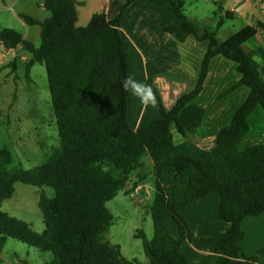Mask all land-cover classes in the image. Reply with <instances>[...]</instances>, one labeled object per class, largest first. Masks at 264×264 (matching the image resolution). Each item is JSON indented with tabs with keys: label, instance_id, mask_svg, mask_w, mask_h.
<instances>
[{
	"label": "trees",
	"instance_id": "trees-1",
	"mask_svg": "<svg viewBox=\"0 0 264 264\" xmlns=\"http://www.w3.org/2000/svg\"><path fill=\"white\" fill-rule=\"evenodd\" d=\"M135 1L112 0L106 11L94 13L86 27H79L81 3L40 0L49 18L39 21L19 15L27 26L39 27L38 47L13 29L0 31V47H20L29 55L28 81L34 64L44 67L59 143L44 163L31 170L11 167L12 154L6 147L0 149V206L12 197L16 183L53 192L52 197L41 194L38 199L41 234L0 211V245L10 238L49 252L51 264H142L125 259L119 246L107 241L113 216L105 205L132 176H137L132 191L146 180L143 158L147 157L154 176L149 208L153 234L150 241L142 232L135 235L142 239L147 264H189L181 247L192 236L182 212L211 194L219 196V205L206 220L229 224L225 233L202 239L218 255L214 264H257L264 249L247 257L240 243L243 219L264 213V79L255 52L245 53L242 46L258 29L264 30V24L244 27L218 43L217 32L232 19L229 12L216 14L210 31L186 16L184 0H146L174 18L164 33L179 44L191 37L205 44V51L195 86L180 94L169 109L147 80L159 116L132 129L127 120L130 64L120 28L125 10ZM218 57L232 63L234 76H227L224 86L208 100L204 86L211 62ZM10 65L15 69V61ZM243 89L246 94L231 103L224 124L209 131L213 110ZM174 131L184 138L213 135V145L195 155H174ZM166 176L184 179L186 185L166 186ZM168 221L175 224V235Z\"/></svg>",
	"mask_w": 264,
	"mask_h": 264
},
{
	"label": "rangeland",
	"instance_id": "rangeland-1",
	"mask_svg": "<svg viewBox=\"0 0 264 264\" xmlns=\"http://www.w3.org/2000/svg\"><path fill=\"white\" fill-rule=\"evenodd\" d=\"M184 2V10L188 18L195 20L199 28L204 27L210 31L214 30L215 18L212 12L216 9V6L213 4V0H184ZM39 4L40 0H0V31L13 29L38 47L40 43L39 27L27 26L19 18V15L25 14L39 21L49 18V12L42 10ZM77 11L79 13L78 26L86 27L88 24L86 16L88 17L89 13L93 11L97 13L99 10L97 3H95L93 6L88 4L87 7L79 5ZM223 28L224 31L222 32L224 33H220V40L226 37L224 35L226 32L234 33L238 29L229 22ZM128 44L126 59L130 64L128 77L131 88L128 96L127 120L129 123L136 121L138 115L145 108V124H142V126H145L152 121L153 110L159 111V108L152 95H147L141 99L140 94L133 91L135 84H142L146 89L148 88L143 73V62L138 57L134 46H131V41L128 40ZM181 48L183 49V60L189 67V72H192L195 65L198 68L199 60L205 51V44L197 43L190 37ZM246 48H249V46ZM29 58V55L20 47L14 50H6L0 47V149L6 147L12 154L13 162L11 167H19L23 170H31L40 166L59 146L45 69L40 64H34L29 70L30 81H28L25 76V63ZM217 59L222 58L213 59V64H215ZM13 61H15V69L10 65ZM226 62L231 72L228 77L234 76V71L231 68L232 63ZM151 67L148 65L147 69L150 70ZM220 70L221 67L216 64L210 71L216 78L218 74V76H221ZM243 90L247 92L246 89ZM156 91L160 98L164 97L165 99L162 102L164 108L169 109L171 106L168 103L172 101L174 95L162 96L158 88ZM239 98L241 99V95H238L236 102L240 101ZM231 103L233 104L235 101L232 100ZM232 104L230 105L232 106ZM231 106L229 108L222 107L226 110L224 116L230 115ZM150 118L152 119L150 120ZM224 122L221 121L220 125H223ZM173 135L174 155H192V151L197 147L194 140H198L200 137L192 135L184 138L175 131ZM202 145L210 147L209 142ZM143 162V172L147 174L146 180L141 183L143 188L135 192L132 191V186L129 189L131 191L126 188L120 190L105 205L113 216V222L108 229L106 239L110 243L119 246L121 255L125 259L129 261L137 260L142 264H147L148 260L142 250V239L135 237L137 233L142 232L145 239L150 241L153 234L149 208L154 196V176L149 159L144 157ZM134 178L136 180L137 176L134 175ZM185 183L184 179L179 178L176 185L180 186ZM41 194L52 197L53 192L48 188L16 183L14 185V194L10 199L1 203L0 211L24 221L29 230L41 234L44 230L41 213L38 208V199ZM213 197L216 198L217 195L212 194ZM209 205L210 203H207L206 209L210 207ZM195 210L187 208L182 212V216L188 226L190 225L189 216H196ZM205 221L202 222L210 223L206 219ZM174 225L171 221L167 223L172 235L176 233V226ZM192 227L195 228V225ZM189 229L190 232L192 231L191 236L193 234L197 235L196 229L191 227ZM182 252L189 262V242L186 241ZM199 257L198 255L197 258ZM204 259L203 264H210L207 257H204ZM51 262L52 255L49 252L40 251L14 239L7 238L5 243L0 245V264H51Z\"/></svg>",
	"mask_w": 264,
	"mask_h": 264
},
{
	"label": "crops",
	"instance_id": "crops-1",
	"mask_svg": "<svg viewBox=\"0 0 264 264\" xmlns=\"http://www.w3.org/2000/svg\"><path fill=\"white\" fill-rule=\"evenodd\" d=\"M76 1L81 3L82 7H87L88 4L93 6L95 3H97L99 10L97 13H99L106 11L112 0ZM213 4L216 6V9L212 12L213 17L215 18V23L217 21L216 14L218 16L219 14L220 16H223L224 12H229L232 16V19L226 21L224 25L226 26V23L229 22L231 25L238 28L234 33L226 32L224 34L226 37L220 40V33H224L222 32L224 31L223 25L216 35L218 43L225 42L244 27H256L259 22L264 24V13H261V10L264 7V0H213ZM41 9L44 10L42 7ZM94 13L95 12L93 11L89 13L88 17L86 16L87 22ZM173 21L174 18L162 8L153 5L146 0H137L125 10L120 28L121 34L126 42L127 51L129 48V40L131 41V46H134L138 57L143 62V73L144 78H146V86L147 80L151 79L152 85L155 89L158 88L160 90L162 96H169L170 94L174 95L172 101H169L168 103L169 106H172L180 94L191 90L195 86L198 75L197 66L195 65L193 71L189 72V67L183 60V49L181 47L187 43L188 39L179 45L170 35L163 32V28ZM247 46H249V48H246ZM242 47L245 53L255 52L256 55L254 59L259 64L260 74L264 79V30L258 29L256 35L249 39ZM216 64L221 67V76H218V74L215 78L214 75H212V71L210 70L212 67L216 66ZM148 65L152 66L150 70L147 69ZM210 70L208 79L204 86V91L206 93L205 97L208 100H210V97L213 98L214 95L224 86L225 78H227L230 73L228 64L223 59H217L215 64H213L212 61ZM245 94L246 92L241 90L228 98L225 101V104L223 101L213 110V115L211 116V120H209L208 123L209 131H212L213 127L215 125H219L223 120L224 112L226 110L222 107L229 108L231 106L230 104L232 100L236 101L238 95H241L242 98ZM208 95L209 98H207ZM161 99L162 102L165 100L164 97ZM145 113L146 110L144 108V110H142L138 115L136 121H133L132 123L128 122L132 129L142 126L144 123ZM158 116L159 111L153 110V119L150 118V120H154ZM213 138V135H211L208 137H200L198 140H194V143L197 144V147L192 151V155H195L199 148L209 149L212 147L211 143H213ZM206 142H209V148L202 145ZM173 154H175V148H173ZM178 179L179 178L173 176H166L165 185L179 186L176 185ZM169 180H171V182H169ZM135 181L136 180L134 176L131 177L130 182L125 188L129 190ZM185 185L186 183L184 185H180V187ZM142 188L143 185L140 184L134 189V192ZM217 197L212 198L211 194L205 200L194 202L190 207L191 209H196V216H189V227L196 229L197 235L193 234L191 241H189V264H203V260L205 261L204 257L209 259L210 264H214L218 257L211 247H208L202 243L203 238L216 237L225 233L229 228V224L222 221L205 223L206 217L211 214V212L219 205V196L217 195ZM207 203H210V207H208V209H206ZM194 225L195 228L192 227ZM241 229L244 234L243 240L240 243L241 253L247 257L257 255L258 251L264 249V213L258 217L244 218L241 223ZM185 243L186 241H183L181 249ZM198 255L200 256L199 258H197ZM257 264H264V255H258Z\"/></svg>",
	"mask_w": 264,
	"mask_h": 264
},
{
	"label": "clouds",
	"instance_id": "clouds-1",
	"mask_svg": "<svg viewBox=\"0 0 264 264\" xmlns=\"http://www.w3.org/2000/svg\"><path fill=\"white\" fill-rule=\"evenodd\" d=\"M133 91L134 93L138 92V94H140L141 96V99H143L147 95H150V89H146V87L142 84H135Z\"/></svg>",
	"mask_w": 264,
	"mask_h": 264
},
{
	"label": "built area",
	"instance_id": "built-area-1",
	"mask_svg": "<svg viewBox=\"0 0 264 264\" xmlns=\"http://www.w3.org/2000/svg\"><path fill=\"white\" fill-rule=\"evenodd\" d=\"M261 13H264V7H263V9L261 10Z\"/></svg>",
	"mask_w": 264,
	"mask_h": 264
}]
</instances>
